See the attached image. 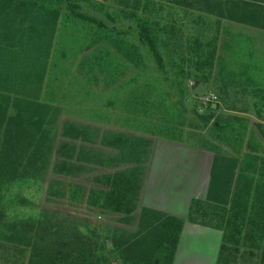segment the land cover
I'll return each mask as SVG.
<instances>
[{
  "label": "trees",
  "instance_id": "16d2710c",
  "mask_svg": "<svg viewBox=\"0 0 264 264\" xmlns=\"http://www.w3.org/2000/svg\"><path fill=\"white\" fill-rule=\"evenodd\" d=\"M74 1L78 2L0 0V239L7 242L6 238L15 237L29 251L26 264H172L187 221L221 232L214 264H264V156L242 154L244 134L234 129L235 116L193 110L204 125H222L212 135L218 142L201 138V148L213 153L208 190L204 200L190 201L183 219L142 205L145 181L138 177L142 169L97 175L87 168L86 164L97 163L94 153L87 151L95 131L64 121L56 132L59 109L39 100L58 24L95 21L97 28L91 34L101 42L103 69L114 72L122 67L128 72L131 67L129 114H134L132 121H149L151 127L145 129L149 136L135 133L138 124L133 134H111L100 145L125 150L127 165H138L148 146L152 158L158 137L180 141L182 122L173 121L174 109L164 111L165 97L156 94L158 80H149L142 48L156 59L167 94L176 93L181 119L186 114V83L208 80L212 73L216 48L205 30L192 26L191 15L192 10L211 13L207 5L196 3L208 0H100L98 4L82 0V6L99 14L112 2L115 17L135 23L141 45L123 32H108L93 16L60 13L63 2L73 11L80 10ZM234 8L232 4L227 18L240 22L243 14ZM103 14L111 22L116 19L107 10ZM186 16L196 32L182 42V32L175 28L177 23L183 25ZM251 93L255 108L264 107V92ZM257 113L264 122V110L257 108ZM254 127L264 143V124L255 122ZM224 132L228 137H222ZM234 133L242 136L232 137ZM231 139L238 149H222L219 143L232 149ZM42 190L45 206L37 207ZM91 215H98L100 221Z\"/></svg>",
  "mask_w": 264,
  "mask_h": 264
},
{
  "label": "crops",
  "instance_id": "0c3cea01",
  "mask_svg": "<svg viewBox=\"0 0 264 264\" xmlns=\"http://www.w3.org/2000/svg\"><path fill=\"white\" fill-rule=\"evenodd\" d=\"M196 3L207 5L211 9V13L206 14L192 10L191 15H193L194 21L192 26L205 30L207 39H210L209 41H212L211 44L216 48V55L219 44L223 42L227 46L226 43L228 40H224L225 38L229 39L228 36L231 32H228L235 27L240 30L239 39L245 49H264V0H208L207 3L201 1H197ZM232 4L235 10L238 9L239 14H243V20L240 22L227 18ZM83 10L82 8V13L86 16L94 17V15L89 14V10L93 12L92 9L85 8V11ZM94 11L96 12V10ZM179 17L180 15H176L177 20H179ZM184 19L183 25L177 23L175 28L178 30L176 31L177 33L182 32L183 42L190 32H196V30L191 29L190 25V27L188 26V17L186 16ZM87 21L84 20L82 23V20H80L76 23L74 20H67V22L63 23L64 25L62 24L60 26L58 24L50 50L46 76L40 91L39 100L40 102L51 105L53 109L54 107L59 109V119H57V122L53 126L56 132H59L64 121H72L82 126L83 129L95 131L96 135L92 140L93 145L90 144L91 147L87 148V151L92 154L94 153L97 163L96 165L86 164L87 168L93 169L97 175L122 170L127 171L134 168H137L139 173L140 169H142L140 174H138L139 179L145 181L142 205L149 209L185 219L190 201L192 199L204 200L206 197L213 153L197 146L175 141L172 142L159 137L156 139L152 158L148 146L146 154H142V160L140 159L138 165L131 163L127 165L125 162L128 160L127 156L129 154L125 150H121L119 147L105 148L100 145L104 137H111V134L120 132L133 134L135 130H133V125L129 127L126 125L122 126V121H120L122 119L127 120L128 118L124 112L127 111V108L129 111V100L112 104L116 107L111 109L117 113V118L109 124H113V128L117 130L104 129L107 128L108 120H105L100 111L102 105L103 107H109L110 103L105 102L106 104L104 105L103 94L109 91L107 89H110L118 78L112 77L115 75V71L107 72V80L105 81L104 87H102L101 73L104 71L102 72L101 69L103 62L99 54L101 42L98 43L96 36L91 34L97 28L96 22L88 21V25L85 23ZM59 34L65 35L64 38L58 40ZM70 34H75V38L72 41L66 40L68 36L71 37ZM78 41L80 43L82 42V44L80 45ZM73 47L74 51H70ZM55 70L59 74H71L75 76V81L82 84L81 101L71 103L70 101H66L65 98L68 95L66 94L67 88L63 86V78L54 77L49 83V74ZM76 105L82 107V114L85 115L82 122L63 117V114L68 112L69 108L71 109ZM97 113L100 116L95 115ZM138 124L141 125L142 131L146 132V124L137 122L135 125L137 126ZM135 133L149 136L148 132L139 133L137 130ZM242 151H244V148ZM259 156L263 155L259 154ZM206 164H208V169L204 170ZM208 237L217 242L216 246L218 251L221 243L220 231L184 221L172 264H205V260L200 261V258H203L209 251L212 253L215 248L213 247L215 242L210 247H205L204 249L198 248L192 242L203 241L206 243L204 239ZM195 260L196 262L193 263ZM215 260L216 257L213 259V264Z\"/></svg>",
  "mask_w": 264,
  "mask_h": 264
},
{
  "label": "rangeland",
  "instance_id": "374dc122",
  "mask_svg": "<svg viewBox=\"0 0 264 264\" xmlns=\"http://www.w3.org/2000/svg\"><path fill=\"white\" fill-rule=\"evenodd\" d=\"M97 4L102 3L100 0H96ZM75 3L79 4L80 10L73 11L66 2H63L61 5V11L60 13L64 15H71L74 16V14L78 11L82 13V8L85 11L86 5L82 6V0L74 1L72 4L75 5ZM72 5V6H74ZM71 6V7H72ZM104 10H102L99 13L95 12L93 10H89V14L94 15L96 17L95 19L97 22H102L105 28H107L108 32L113 31H120L126 34V37H128L129 40L134 42L135 44L141 45V41L139 40V34H138V28L135 25V23L132 20H124L120 17H115L117 15V11L114 5H112V2H108L106 6H104ZM107 10L111 14V16L114 19V21H109L104 16V11ZM75 17V16H74ZM78 19V18H77ZM80 20V19H79ZM88 24V21L85 22ZM89 25V24H88ZM87 25V26H88ZM235 27V26H234ZM231 32V33H230ZM239 32L240 30L237 29V27L232 28L231 31H229V39L225 38L224 41H227V46H225V43L219 44L217 55H215L214 64L212 68L211 76L208 80L204 81H188L186 83L185 87V100H183L184 105L186 107V114H184V117L182 116L181 119L177 117L178 112L181 110L180 105L178 104V98L176 96V93L173 92L172 94H167L168 87L167 83L164 82L161 78L162 73L159 71L158 63L156 59L153 57V55L146 50V47L142 48V53L146 55V65L148 68L147 75L149 76V80L151 81H157L156 83V94L165 97V110L172 111L175 110L173 113V121L175 123L182 124L179 126L180 130V143L193 145L197 147H202L201 138L204 140H210L213 142H218L216 139L212 136L214 135V129L215 127H219L222 124L217 123L215 125L214 123H209L207 126L204 125V123L198 121L197 116L193 112V110H198L202 114H221L222 116H235L237 120L234 129L240 132H243V148L244 151H242V154L247 152H254L258 155L264 156V144L261 143V141L257 138L255 135V122H261L258 117L257 108L264 110V107L258 105L257 108H255L256 103H254V100L252 98V90H259L264 92V49H245L242 46V43L239 39ZM65 35L59 34L58 40H61L64 38ZM71 37H67L66 40H74L75 34H70ZM82 36V35H81ZM82 38V37H81ZM233 38V40H232ZM182 41V40H181ZM59 41H57L58 43ZM79 42V41H78ZM183 42V41H182ZM60 44V42H59ZM79 44L81 45L82 42ZM224 44V45H223ZM73 48L70 49V51H74ZM223 49V50H222ZM102 72V87L105 85V81L107 80L106 73L110 72V69H103L101 67ZM131 67L129 66L128 72H125V69H122V67H119L116 69H112L115 71V75L112 76L113 78H118L117 81H115V84L111 86L110 89H107L109 91H106L105 94H103V102L104 105L105 102L110 103L109 107H101L102 116H104L105 120L107 122V128H104L105 130H112L114 129L113 124H109L112 120L117 118V113L113 112L111 108H116L113 103L116 102H126L130 101L133 98V84L130 83L129 79L131 77ZM125 72V73H124ZM71 73V71H70ZM67 75V76H66ZM59 74L57 70L51 71L49 74V83L51 82L52 78H63V86H65L66 94L68 95L66 99L67 102L70 101H81L82 100V84L80 82L75 81V76H72L71 74ZM144 78L141 79V82H144ZM61 85V84H60ZM227 89V90H226ZM242 89L244 91H242ZM98 90V89H97ZM237 90L238 94H235V91ZM144 91V90H143ZM228 93H225L227 92ZM144 94V92H142ZM166 94V95H165ZM140 97V96H139ZM220 98H223L224 101H221ZM74 99V100H73ZM72 100V101H71ZM98 102V100H97ZM100 103V102H99ZM176 103V104H175ZM210 104V108H208L207 104ZM125 109V107L123 106ZM132 110V108H129ZM124 112L127 114L128 118L127 120L122 119V126L126 125L127 127L133 125V128H136V122H133L131 117L134 115H131L132 112L128 111ZM143 110V109H142ZM141 110V111H142ZM113 112V113H112ZM263 113V112H262ZM63 117H66L67 119L82 122L84 119V116L82 114V107L80 105H76L69 108L68 112H65L63 114ZM92 115V114H89ZM94 115V114H93ZM97 116H100L99 113L95 114ZM120 115V114H119ZM157 115V114H156ZM121 116V115H120ZM59 119V118H58ZM106 123V122H105ZM146 123V127L148 130L151 129L150 125ZM161 124V122H160ZM149 125V127H148ZM59 126V125H58ZM133 129V130H134ZM145 129V125H144ZM117 130V129H114ZM139 133H146L142 131L141 125L137 128ZM217 130V129H216ZM228 137V133L224 132L222 134V137ZM242 136V135H241ZM241 136L233 134L232 137L240 138ZM159 138V137H158ZM231 146L232 149H230L227 145L219 143L221 148L224 150H229L233 152L234 149H238L239 145L236 141H233L231 139ZM208 169V164L204 167V170ZM49 175V173H48ZM43 192L41 191V199L43 198ZM40 195V193H39ZM44 200L37 203V207H44L45 203ZM82 216H89L85 215V213L82 214ZM98 215H91V218L94 219L95 222H99L100 218H97ZM5 223L10 224L7 220H5ZM7 224V225H8ZM5 236H9V234H6ZM4 237V236H3ZM2 238V237H1ZM5 238L0 239V264H26L27 257L29 251L27 249H22L20 244L18 243L17 239L15 237H12L13 241H9L10 238H6L8 241L6 242L4 240ZM206 243L203 241H197L192 242L193 244L197 245L198 248L204 249L205 247H210L213 242V247H215L212 251V253H207L203 258H200V261L205 260V264H213V259L216 257L217 252V246L216 241H213L210 237L204 239ZM206 250V249H205ZM193 261V263H195Z\"/></svg>",
  "mask_w": 264,
  "mask_h": 264
},
{
  "label": "water",
  "instance_id": "95a60500",
  "mask_svg": "<svg viewBox=\"0 0 264 264\" xmlns=\"http://www.w3.org/2000/svg\"><path fill=\"white\" fill-rule=\"evenodd\" d=\"M107 245L109 246L110 245V242H108Z\"/></svg>",
  "mask_w": 264,
  "mask_h": 264
}]
</instances>
